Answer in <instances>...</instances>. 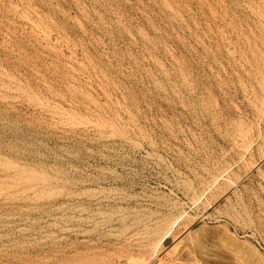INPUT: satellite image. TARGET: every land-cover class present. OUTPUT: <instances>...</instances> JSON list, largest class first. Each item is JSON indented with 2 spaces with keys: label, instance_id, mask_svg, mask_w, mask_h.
Wrapping results in <instances>:
<instances>
[{
  "label": "rangeland",
  "instance_id": "374dc122",
  "mask_svg": "<svg viewBox=\"0 0 264 264\" xmlns=\"http://www.w3.org/2000/svg\"><path fill=\"white\" fill-rule=\"evenodd\" d=\"M0 264H264V0H0Z\"/></svg>",
  "mask_w": 264,
  "mask_h": 264
}]
</instances>
